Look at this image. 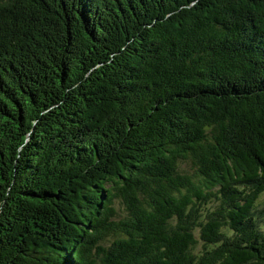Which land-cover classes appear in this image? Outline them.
I'll use <instances>...</instances> for the list:
<instances>
[{
    "label": "trees",
    "instance_id": "16d2710c",
    "mask_svg": "<svg viewBox=\"0 0 264 264\" xmlns=\"http://www.w3.org/2000/svg\"><path fill=\"white\" fill-rule=\"evenodd\" d=\"M263 195L264 0H0V264H264Z\"/></svg>",
    "mask_w": 264,
    "mask_h": 264
},
{
    "label": "rangeland",
    "instance_id": "374dc122",
    "mask_svg": "<svg viewBox=\"0 0 264 264\" xmlns=\"http://www.w3.org/2000/svg\"><path fill=\"white\" fill-rule=\"evenodd\" d=\"M181 168L183 169H187L190 168V162L188 161H183L181 162ZM117 206H122L120 203H117ZM260 206H262V208L264 207V195L262 196L261 200H260Z\"/></svg>",
    "mask_w": 264,
    "mask_h": 264
}]
</instances>
